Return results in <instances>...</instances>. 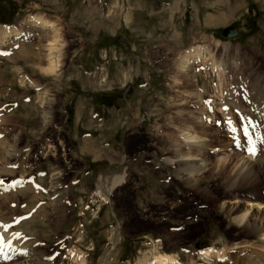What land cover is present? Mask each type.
Here are the masks:
<instances>
[{
    "label": "rangeland",
    "instance_id": "374dc122",
    "mask_svg": "<svg viewBox=\"0 0 264 264\" xmlns=\"http://www.w3.org/2000/svg\"><path fill=\"white\" fill-rule=\"evenodd\" d=\"M235 5L237 36L225 38L230 21L210 26ZM39 16L60 36L61 65L54 76L40 72L50 32L31 23ZM8 29L10 37L0 44V52H9L0 55V148L14 146L17 135L20 141L5 156L16 180L0 169V181L19 188L0 199L1 220L22 229L36 216L28 228L36 231L39 248L54 252L55 264H100L105 254L106 264H153L157 254L175 264H230L228 255L246 259V251L264 255V241L240 239L245 233L236 231L222 205L234 199L264 202V144L258 141L264 137V0H0V30ZM17 32L19 43L12 45ZM178 34L186 41L195 37L183 44L178 59L200 46L214 54L220 74L211 60L190 75L179 71L171 53L182 48ZM45 96L53 102L46 124L38 118ZM234 110L253 122L257 154L251 159L261 183L227 191L228 170L215 175L212 164L227 153L245 156L231 150L226 133L209 119L229 118ZM181 130L200 134L207 146V169L189 185L172 162L180 143L179 156L197 154ZM50 169L63 170L51 197ZM105 170L124 175L108 200L95 195L96 178ZM218 232L231 244L228 249L213 245ZM206 251L222 257L207 262Z\"/></svg>",
    "mask_w": 264,
    "mask_h": 264
},
{
    "label": "bare ground",
    "instance_id": "6f19581e",
    "mask_svg": "<svg viewBox=\"0 0 264 264\" xmlns=\"http://www.w3.org/2000/svg\"><path fill=\"white\" fill-rule=\"evenodd\" d=\"M31 23L35 24V25L41 24L42 29L50 32V33H48L49 38L46 41L45 50H44L47 64L45 66H43V68L40 69V72H41V74H43L44 76H47V77L48 76H54L59 71V68L61 65L60 60H59V58H60L59 47L61 45H60V36L58 35V30L56 28L54 29V26L50 21L44 20L40 16L33 18L31 20ZM235 24H237V23H232L229 26H226L224 28L230 27V26L235 25ZM3 30H0V44H1V46H2V44H5L7 39L10 37V30L9 29H8L9 31L8 30L3 31ZM14 35H15L14 38L12 37L10 39L11 40L10 42L12 45H18V43H19L18 39L20 37V33L17 32ZM235 36H237V35H235ZM177 60L180 61L178 70L181 71L184 75H188L190 73V70H193L196 65L199 66L201 64H204L205 63L204 61H208V60L212 61V66L215 68L214 70H218L219 74H220V71H222L221 70L222 68L220 69V64H218V62H216L214 60V54L213 53L210 54L208 51H204L200 46H195V47H192L190 50L185 51L182 59H176L175 62H178ZM175 64H177V63H175ZM51 100L52 99L50 97L45 96L44 98H42V101L39 105L40 111L38 110L39 111L38 112V118L43 120L42 123H44V124H46L52 118V114L49 113V111L51 110V106L53 105V102ZM207 110L209 111V109H207ZM213 113L214 112H212V114ZM48 116H50V117H48ZM187 129L189 130V128H187ZM190 132H187V131L185 132V131L181 130L180 137L183 139V142L186 145L188 144L189 147L194 146L196 148V150H197V154L195 153L196 156L191 157L189 155H186L185 153L184 154L186 156H189L188 158L187 157L185 158L183 156H179L180 155L179 145L181 143L180 144L177 143L179 145H174L173 151H175L176 154H174V155L172 154L173 155L172 156V162L177 165V173L180 176L179 178L186 185H189L190 182L194 181L193 180L194 175L200 174L207 169L206 160L204 157H202V154L205 153V150H207L206 149L207 146H204V144L206 145L205 140H204V138L201 139L202 137L201 138L198 137L200 134L198 136H196ZM16 137H14V139H13V141H14L13 145L14 146L16 145L17 140L20 141L19 135H17ZM11 143H12V141H11ZM14 146H9V144H6L0 148V169L7 171V173H9V174L11 173L10 178L13 179V181L16 180L15 179L16 174H14V172H12L8 168V166L11 165L12 162L5 160V156H7V155L12 156V153L16 149ZM82 148H84V147H82ZM183 148H186V147L183 146ZM186 149L189 150L188 147ZM81 152H84V149H81ZM96 157H97V155H96ZM247 157H248V159L240 156L239 154H230V153L228 154L227 153V155L224 154V157L216 158L215 162L212 164L213 170L215 171L214 172L215 175H216V172L223 173L225 170H228L226 176H224V179H226L225 187H226L227 191L233 190L237 187H239V188L243 187L244 188V186H246V187H247V185L250 186L251 184H254L256 181H258V174H259L258 172L260 169L259 168H258L259 170L257 169V166H258L257 161H252V159H251V157L255 158L256 155L254 157L248 155ZM263 159H264V157H263ZM49 161L51 162V160H49ZM105 171H107V170H105ZM101 172H103V171H101ZM101 172H99L100 174L96 178L97 183L95 182L96 183L95 186L97 189L96 190L97 194H95V195H97V196L102 195V198L104 196L106 198V200H108L110 198V196L112 195V193L114 192L115 188L118 185L123 183L124 175H122L121 173H118L114 170H109V171L104 172V173H101ZM62 176H63V170L62 169H50L49 170V172H48V185L46 186V189L49 191L48 196L51 197L53 194L57 193L58 186L60 184V180H61ZM28 182L33 185V189L36 187V189H34V190L42 191L41 187L37 186V184L34 183L33 179H29ZM258 183H261V182L258 181ZM13 184L14 183H11L9 185H0V199H2V198L5 199L12 193L17 194V192L15 191L16 190L15 186H17L19 188V185L15 184V186H12ZM252 187H253V185H252ZM7 192L8 193L11 192V193L6 194ZM14 195H13V198H14ZM31 198H32V196H31ZM239 200L234 199L232 202H230V200H229L228 203L224 202L222 205L223 206L226 205L227 213L233 219L231 224L235 227L236 231L238 233L239 232L245 233V237H241L240 239H242V240L244 239V240H247L249 242H254V243H259L261 241H264L262 239V238H264V202L260 203L257 201H251V202H248L245 205H243L244 203H242ZM2 201H3V199H2ZM13 201H14V199H13ZM17 201H18V199H17ZM17 201H14V202H17ZM30 202L32 203V201H30ZM30 202H28L29 205H27V206L28 207L30 206L29 208L32 209L31 206H33L34 203H32L33 204L32 205ZM0 203H1V200H0ZM2 205H3V203H2ZM15 205H17V204H15ZM24 206H26V204L24 205V203H23V207ZM28 207H25V208H28ZM16 208H18V207H16ZM25 208H23V209H25ZM10 211H12V210L10 209ZM14 211H15V209H14ZM26 213H28V212H26ZM34 217L36 219V216H34ZM34 217L32 216V218H34ZM28 218L23 216L19 219V221L20 222L22 221V223H23V220H24V222H26L27 220H25V219H28ZM35 219H34V221H35ZM31 220L28 223L27 222L24 223L23 228L19 229L20 226H17L10 221H3L0 219V225H11V227L8 229L7 232H5L3 230V228H0V235L3 236L4 244L10 245V246L5 247L3 253L0 254V264H55L54 262H52V260L47 259V257H51L54 252H52L51 254H47L46 251L42 247L39 248L40 244H38L39 240L36 239V237H37L36 231H33V229L28 228L29 225L35 223L33 220L32 221ZM22 223L19 225L22 226ZM115 230H116L115 234H113L112 238L109 240V243H111V245H113V242L116 240L117 228ZM16 233L19 234V236H20L19 239L13 238L14 234H16ZM218 235L219 236L214 241L213 245L219 246L220 248L228 249L227 247H230L231 244H228L226 242V238L224 236H222V234L220 232H218ZM236 238H238V237H236ZM227 240H228V238H227ZM243 243L246 244V242H243ZM227 245H229V246H227ZM243 245L241 244V247ZM235 247H237V246H235ZM243 248H245V247L243 246ZM243 248H241V249H243ZM246 253H247L246 259L232 258L231 256L228 255L227 261L230 264H264V257H263L264 255L263 254L259 256V254H256L254 252L251 253L250 251H246ZM206 254H207V256L206 255L205 256L207 258L204 256L203 259L206 260L207 262L210 261V258H213V257L216 258L217 256L219 258L222 257V255H218V254L213 255L211 251H206ZM108 258L105 254V256H103L100 259V264H106L107 262H109ZM153 259H154L153 264H175V261H173V259L171 257H168V255L163 256V255L157 254L154 256ZM141 263H142V261H141Z\"/></svg>",
    "mask_w": 264,
    "mask_h": 264
},
{
    "label": "snow or ice",
    "instance_id": "6c2138e0",
    "mask_svg": "<svg viewBox=\"0 0 264 264\" xmlns=\"http://www.w3.org/2000/svg\"><path fill=\"white\" fill-rule=\"evenodd\" d=\"M7 53H3V52H0V55H6ZM225 111H227V109H225ZM239 115V113H238ZM253 125V122L251 120H248L247 118L243 117V116H240V127H241V131L243 133V140H244V143H246L248 145L246 151L248 153V155L250 156H255L257 154V148H256V144L253 142L251 136L249 135V127H251ZM227 127L230 131L232 132H235L236 131V128L233 127V124H232V121L229 120L227 121ZM233 139L235 140V136H233ZM258 141L260 144H264V137H258ZM242 144L237 141V147H241ZM3 182L0 181V185H2ZM12 186H15V184H13ZM16 223H19V221H16ZM11 227V225H0V228H3V230L5 232L8 231V229ZM14 239H19L20 236L18 233L14 234L13 236ZM7 246H10V245H5L4 244V239H3V236L0 235V254L3 253L4 251V248L7 247ZM56 257L53 256V257H47V259H55Z\"/></svg>",
    "mask_w": 264,
    "mask_h": 264
},
{
    "label": "crops",
    "instance_id": "0c3cea01",
    "mask_svg": "<svg viewBox=\"0 0 264 264\" xmlns=\"http://www.w3.org/2000/svg\"><path fill=\"white\" fill-rule=\"evenodd\" d=\"M238 11H239V6L235 5V7L232 8V10H231L230 13L227 12V14H226L227 16L226 15L225 16L220 15V16H216V18L214 17L213 18V21H214L213 24L214 25L213 26H210V27H212V28L222 27L225 23H229V21H230V24H232V22H234V20H235V17L234 16H235V14H237ZM130 17H131V13L129 15V19H130ZM224 18H227V19H224ZM140 20L141 19H139V21ZM229 25H227V26H229ZM205 27H207L206 24H205ZM190 38H187L188 43L195 41V37L194 36H191ZM176 41H178V44H181L180 47H182L181 49H180V47L178 48V49H180L179 51H177L176 53H174L169 46L167 47L168 49L171 50V53L174 54V57L172 58V62H174V63H176L175 61H176V59H178V57H179L178 55L180 53H182L180 51L186 48V45H183V44L187 43V41L185 40V37H183V34L176 35Z\"/></svg>",
    "mask_w": 264,
    "mask_h": 264
},
{
    "label": "water",
    "instance_id": "95a60500",
    "mask_svg": "<svg viewBox=\"0 0 264 264\" xmlns=\"http://www.w3.org/2000/svg\"><path fill=\"white\" fill-rule=\"evenodd\" d=\"M238 24L232 25L230 27L224 28L222 31V36L225 38H234L236 33V29L238 28Z\"/></svg>",
    "mask_w": 264,
    "mask_h": 264
}]
</instances>
